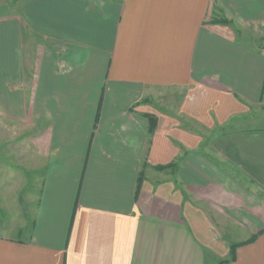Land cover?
<instances>
[{"label":"crops","instance_id":"crops-1","mask_svg":"<svg viewBox=\"0 0 264 264\" xmlns=\"http://www.w3.org/2000/svg\"><path fill=\"white\" fill-rule=\"evenodd\" d=\"M0 119L38 172L0 264H264V0H24Z\"/></svg>","mask_w":264,"mask_h":264},{"label":"rangeland","instance_id":"rangeland-1","mask_svg":"<svg viewBox=\"0 0 264 264\" xmlns=\"http://www.w3.org/2000/svg\"><path fill=\"white\" fill-rule=\"evenodd\" d=\"M23 1L24 0H0V15L18 12L19 5H21ZM166 94V98L170 97V99H174L178 97V92L171 93L166 91ZM21 129V127L12 122H6L0 119V216L7 218V220L10 216H13V213L18 215V212L25 211L30 205L29 202L33 201H29L28 198L34 197L38 192V172H32L30 168L26 166L19 172L11 168V158L15 155H10L14 153H11L12 140H15L14 137L17 136V132ZM9 168L11 169L9 170ZM13 179L15 180L11 181ZM14 184H16L15 187ZM3 206L8 209L9 215H6L3 211ZM229 257L228 254V259Z\"/></svg>","mask_w":264,"mask_h":264},{"label":"trees","instance_id":"trees-1","mask_svg":"<svg viewBox=\"0 0 264 264\" xmlns=\"http://www.w3.org/2000/svg\"><path fill=\"white\" fill-rule=\"evenodd\" d=\"M213 23H217V22H220V21H216V20H213L212 21ZM151 130L153 129V127H154V122L151 120ZM166 168V166H158V167H156V169L157 170H162V169H165ZM238 246V244H236V245H231L230 246V248H229V259H226V260H221L220 262H219V264H227L228 262H230V261H232V260H234V253H235V249H236V247Z\"/></svg>","mask_w":264,"mask_h":264}]
</instances>
